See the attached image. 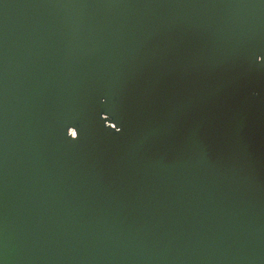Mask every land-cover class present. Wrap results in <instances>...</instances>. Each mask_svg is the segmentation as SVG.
Returning <instances> with one entry per match:
<instances>
[{"label": "water", "instance_id": "1", "mask_svg": "<svg viewBox=\"0 0 264 264\" xmlns=\"http://www.w3.org/2000/svg\"><path fill=\"white\" fill-rule=\"evenodd\" d=\"M0 264H264V0H0Z\"/></svg>", "mask_w": 264, "mask_h": 264}]
</instances>
